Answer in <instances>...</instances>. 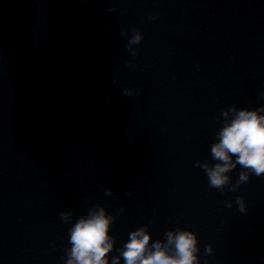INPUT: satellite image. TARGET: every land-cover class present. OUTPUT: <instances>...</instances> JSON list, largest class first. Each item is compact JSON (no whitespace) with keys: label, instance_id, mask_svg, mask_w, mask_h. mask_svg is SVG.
<instances>
[{"label":"water","instance_id":"obj_1","mask_svg":"<svg viewBox=\"0 0 264 264\" xmlns=\"http://www.w3.org/2000/svg\"><path fill=\"white\" fill-rule=\"evenodd\" d=\"M262 108L264 0H0V264H67L100 207L109 264L140 227L194 232L198 264H264V173L214 187L204 167Z\"/></svg>","mask_w":264,"mask_h":264},{"label":"clouds","instance_id":"obj_2","mask_svg":"<svg viewBox=\"0 0 264 264\" xmlns=\"http://www.w3.org/2000/svg\"><path fill=\"white\" fill-rule=\"evenodd\" d=\"M139 39V35L134 36L133 42ZM218 136L211 149L218 163L212 168L204 165L211 186H222L228 179L225 173L237 163L247 170L241 172V180L247 179L249 172L257 176L264 173V108L235 111ZM231 154H236L234 160ZM237 199L243 210L244 202ZM112 219L103 207L81 216L70 229L67 264H109L105 254L114 246V237L109 235ZM149 240L146 227L132 230L119 255L112 257V264L121 256L124 264H198L196 235L190 230L170 231L166 243L153 241L149 245ZM170 245L174 250L169 251Z\"/></svg>","mask_w":264,"mask_h":264}]
</instances>
